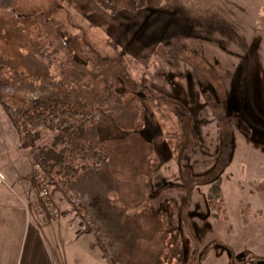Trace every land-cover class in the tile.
<instances>
[{"label": "rangeland", "instance_id": "rangeland-1", "mask_svg": "<svg viewBox=\"0 0 264 264\" xmlns=\"http://www.w3.org/2000/svg\"><path fill=\"white\" fill-rule=\"evenodd\" d=\"M93 2L0 0V80L10 89L1 94L5 104L20 110L32 99L66 95L87 114L102 111L98 112L101 132L107 130L109 119L121 131L135 132L140 127V104L130 95L117 92V76H121L124 89L136 92L144 77L159 84L171 71L194 68L204 74L206 70L197 43L172 37L174 16H187L189 11L191 17H197L198 29L211 22L210 15L230 23L241 15V19L252 18L264 27V0H175L174 5L163 7L156 15L153 0H146L145 12L122 11L111 17L153 50L155 55L143 65L122 54L119 43L110 40L107 21L100 23L96 15L92 17L96 11ZM247 7L254 14H249ZM140 25L146 26L144 36ZM156 26L163 32L157 34ZM127 38L124 36L126 47L130 43ZM159 44L163 45L157 47ZM209 78L216 82L214 77ZM253 80L246 78L245 84L252 85ZM209 106L217 112L214 103ZM157 113L169 132V142L151 136V151L157 160L150 157V148L136 135L125 144H98L105 162L98 169L80 168L72 187H65L74 210L61 208L67 197L55 191L41 173L60 213L55 218L61 226L54 231L57 264H264V135L255 130L247 135L229 134L233 127H227L228 158L220 157L218 136L212 134L195 144L187 134L177 135L172 122L179 117L177 108L167 105L157 108ZM51 140L47 135L43 144L49 147ZM181 144L188 156L197 148L184 158L183 174H179L174 150ZM16 150V134L0 107V164L6 166L16 160ZM140 165L142 170H138ZM151 167L156 170L149 180ZM132 171L143 174L134 179ZM35 176L37 170L33 169L36 197ZM194 182L196 187L191 191ZM216 182L224 206L213 212L206 196ZM34 198L26 205L35 211ZM95 198L99 212L90 206ZM78 209L94 224L92 231L82 235L81 226L86 223L77 216Z\"/></svg>", "mask_w": 264, "mask_h": 264}, {"label": "crops", "instance_id": "crops-1", "mask_svg": "<svg viewBox=\"0 0 264 264\" xmlns=\"http://www.w3.org/2000/svg\"><path fill=\"white\" fill-rule=\"evenodd\" d=\"M248 3L255 9L260 7L255 5L256 3L253 4L250 1ZM247 12L254 14V11H250V9ZM210 16L208 18L211 19V22L208 25L206 23L200 29L192 30L187 39L188 43H197L199 49L202 50L197 53L206 67L204 74L194 68L187 72L172 71L195 95L194 98L188 100L186 111L184 112L185 107L164 100L163 95H155L156 97L151 100L149 94L144 92L143 100H141L143 109L140 114V127L135 132L130 129L121 131L109 119L107 130L101 132V118H99V128L97 127L99 140L103 137L105 139H102V142H123L125 144L129 142L128 139L133 137L135 140L137 136L136 138H139L141 143L150 148V157L157 160L156 156H153L154 149L151 147L150 139H153L151 136H158L169 142V132L164 128L166 123L160 120L157 113V108H167V105L172 109L177 108L179 112L178 119L172 120L173 125L176 126L177 135L180 133L182 137H185L187 134L188 139H191L195 144L212 134L218 136L219 149L217 152H221L220 157L223 155L228 158L229 149L226 140L229 137L225 134L227 127H233L232 130L228 129L230 130L229 134L235 132L237 135H244L246 129L249 133H253L255 130L264 135V131L261 132V126L264 129V27H261V22L254 21L252 18L251 21L245 18L241 19V15L237 16L238 19L233 23L226 22L220 17ZM212 19L214 23H212ZM208 76L214 77L216 82L213 83ZM246 78L254 79L252 85H249V82L245 84ZM144 79L147 80L146 77ZM156 83L158 84L157 81ZM160 84L161 79L158 85L160 86ZM156 93L158 92L156 91ZM207 95L213 99L214 103H220L219 107L216 105L217 112L209 106L211 101ZM105 116L103 113V118ZM149 116H152L151 121L148 120ZM201 135L203 136L198 137ZM108 137L109 139H107ZM196 149V146L191 149L188 152L189 156L195 153ZM174 150L176 166L178 171H181L179 174H183L182 169L185 168L183 162L188 154L186 155L183 144ZM16 154L17 159H12V163L8 162L6 166L0 164V174L3 177L0 183V264H57L59 259L58 244L54 231L57 226H61V221L58 218L43 221L36 211L27 208L26 203L35 197L32 187L34 164L19 149L16 150ZM141 166L138 170H142ZM188 167L187 164L189 173L190 167L189 169ZM155 170L156 167H151L149 180L152 179ZM142 174L132 171L131 178L138 179V176ZM194 180L196 178L192 179V181ZM147 182V185H151L149 181ZM192 184H194L193 187L189 188L191 191L196 187L195 182ZM168 186L170 184L165 187ZM171 186L174 187V183ZM175 186L179 188V185ZM1 190H7L8 193L4 194ZM60 206L65 210L70 208L74 210L68 200Z\"/></svg>", "mask_w": 264, "mask_h": 264}, {"label": "trees", "instance_id": "trees-1", "mask_svg": "<svg viewBox=\"0 0 264 264\" xmlns=\"http://www.w3.org/2000/svg\"><path fill=\"white\" fill-rule=\"evenodd\" d=\"M170 1L171 3L167 5ZM173 1L175 2V0H153L151 5L155 11L154 14L156 15L157 12H161L163 7L174 5ZM93 6H95L96 11H94L95 14L92 17L96 15L97 21L100 23L107 21L106 23L109 24V27L106 28L108 30L107 34L110 40L119 43L122 54L131 57L134 61L143 65L155 55L151 48L145 47L135 39L129 32V29H125V26H122L111 18L122 11H128L132 14H139L140 11L145 12L143 10L147 9L146 0H94ZM107 16H110V18H106ZM186 23L188 26H185ZM199 24L197 17H191L189 11L187 16L176 15L171 20L172 37L176 35L183 42L187 41L192 30L198 28ZM139 29L144 36L143 33L147 30L146 26L140 25ZM156 30L158 34L162 33L164 29L156 26ZM124 36H128L127 40L130 42H127V47ZM158 46H161V44ZM125 76L127 78L130 77L129 75ZM120 77H116L117 81L115 84H118L117 88H119L117 92L120 95L126 94L134 98L140 104L141 110L143 106L140 102H142V94L144 92L149 94L151 100L156 97L155 95H163L164 100L185 107L184 112L188 106V100L195 97L186 84L181 79L179 80L172 71L161 79L160 86L156 82L144 79L143 83H138L139 89L136 92L124 89L125 87L121 83ZM9 91V86L0 80V107H2L16 134L18 149L24 152L33 164L39 165L41 172L48 179V184L65 197V187L68 185L72 187L71 183L77 176L80 168L93 167L98 169L105 162L104 153L99 147L103 143L101 141L103 138L99 140L97 129V127L99 128L98 120L100 118L98 112L102 111H93L87 114L88 112H85L84 108H78L75 103H71L66 95L63 97L51 96L46 99H32L26 108L16 110L14 107L5 104L1 97V94L8 93ZM207 96L214 103L213 99L209 95ZM214 104L215 106H220L219 102ZM262 130L264 131V129H261V132ZM245 134H248L246 129ZM47 135L52 137L49 147L43 144V140L47 138ZM93 139L97 144H95ZM216 183L215 186L211 185L208 197L206 196L208 206L213 212L220 210L224 206L220 195L221 190L218 182ZM66 199L69 202L72 201L69 197ZM90 206L95 211H100L98 199L95 198L90 203ZM77 216L81 217L80 220L86 223L85 230L79 234L82 235L93 230L92 225L94 224L87 221L84 218L85 215L81 214L79 209Z\"/></svg>", "mask_w": 264, "mask_h": 264}, {"label": "built area", "instance_id": "built-area-1", "mask_svg": "<svg viewBox=\"0 0 264 264\" xmlns=\"http://www.w3.org/2000/svg\"><path fill=\"white\" fill-rule=\"evenodd\" d=\"M33 169L37 170V176H35L36 181V190L37 195L34 198L32 205L35 208V211L46 221L49 219H53L55 217L59 216V209L57 208L55 201L51 197V191L50 187L44 183L42 177H41V169L39 165L34 164ZM3 177L0 174V183L2 182ZM85 226H81V230L84 231Z\"/></svg>", "mask_w": 264, "mask_h": 264}]
</instances>
